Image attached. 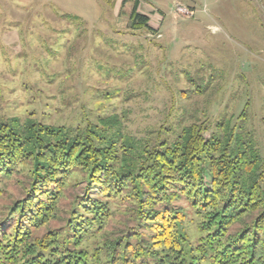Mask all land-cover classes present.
Segmentation results:
<instances>
[{
  "label": "rangeland",
  "instance_id": "374dc122",
  "mask_svg": "<svg viewBox=\"0 0 264 264\" xmlns=\"http://www.w3.org/2000/svg\"><path fill=\"white\" fill-rule=\"evenodd\" d=\"M177 5L192 15H179ZM132 7L123 0H0V124L33 121L73 132L117 118L125 136L145 141L172 139L195 123L209 127V137L224 121L263 150L264 0H140L138 13L154 33L130 28ZM28 183L24 166L0 180V224ZM85 187L82 176L69 182L58 219L40 237L65 227ZM173 205L188 207L185 200ZM112 208L104 239L134 233L127 199Z\"/></svg>",
  "mask_w": 264,
  "mask_h": 264
},
{
  "label": "trees",
  "instance_id": "16d2710c",
  "mask_svg": "<svg viewBox=\"0 0 264 264\" xmlns=\"http://www.w3.org/2000/svg\"><path fill=\"white\" fill-rule=\"evenodd\" d=\"M130 2V28L154 33L140 0ZM99 122L73 132L0 124V180L23 166L29 177L0 224L2 264H264V148L249 132L222 121L207 137L195 123L144 141L125 136L117 118ZM77 176L85 192L65 227L40 237ZM124 198L134 233L104 239L113 202ZM180 200L188 207L173 205Z\"/></svg>",
  "mask_w": 264,
  "mask_h": 264
},
{
  "label": "built area",
  "instance_id": "2783aa9c",
  "mask_svg": "<svg viewBox=\"0 0 264 264\" xmlns=\"http://www.w3.org/2000/svg\"><path fill=\"white\" fill-rule=\"evenodd\" d=\"M176 12L179 14V15H182V16H185V17H190L192 15V12L186 8H184L183 6L181 5H177L176 6Z\"/></svg>",
  "mask_w": 264,
  "mask_h": 264
}]
</instances>
